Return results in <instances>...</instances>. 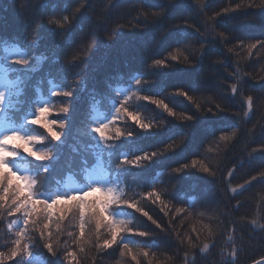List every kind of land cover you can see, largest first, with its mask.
Here are the masks:
<instances>
[{
  "label": "clouds",
  "instance_id": "9594fccd",
  "mask_svg": "<svg viewBox=\"0 0 264 264\" xmlns=\"http://www.w3.org/2000/svg\"><path fill=\"white\" fill-rule=\"evenodd\" d=\"M15 13L21 24L13 28L0 15V116L16 121L0 135V221L22 216L0 224V264L10 257L33 264L36 255L67 264L73 253L60 242L59 220L50 231L47 206L74 196L65 232L74 237L68 229L76 221L84 232L82 206L93 247L98 223L106 230L97 252L117 242L118 227L112 264H242L251 238L264 239V0H15ZM154 28L139 66L101 73L121 40ZM169 36L177 43L154 55ZM175 72L197 84L160 87L158 74ZM50 81L58 87L49 90ZM149 136L159 142L146 148L139 141ZM221 192L230 205L213 209L215 226L201 225L198 243L185 244L158 222L211 208ZM162 235L181 246L149 243ZM80 252L84 264H97L95 254Z\"/></svg>",
  "mask_w": 264,
  "mask_h": 264
},
{
  "label": "trees",
  "instance_id": "16d2710c",
  "mask_svg": "<svg viewBox=\"0 0 264 264\" xmlns=\"http://www.w3.org/2000/svg\"><path fill=\"white\" fill-rule=\"evenodd\" d=\"M5 5H7V12H5ZM0 15H3L7 21H8V27H18L21 24V21L19 17L15 13V0H0ZM159 29L154 28L149 32L148 34L141 35L137 34L135 37H126L125 39L121 40L116 46L112 48V50L107 54V60L105 66L101 67V73H104L105 71H111L114 68L123 69L125 64L129 65L130 67H136L139 66L143 59H144V50L152 45L154 40L157 38ZM48 45H51L54 43L53 39H50L46 42ZM177 43V37L175 36H169L164 41H162L159 46L154 50V55H164V53L167 51L168 48L172 47ZM10 52H15V55L13 53L14 57H21L24 55L23 50H16V49H10ZM51 54V50H50ZM40 67V64L37 63L36 69L38 70ZM158 79L160 81V87H163L165 89L168 88H177L182 87L189 81H191L194 85L197 84V80L195 77L190 76L189 74L185 73H159ZM13 84V82H12ZM58 87L55 81H52V83L48 84L47 87L49 90L53 88V86ZM13 86H15L13 84ZM43 99H47V97H43ZM177 107L182 109H188L189 105H187L184 101H178ZM75 108L77 113H79L83 105L80 101L75 102ZM97 112L102 113V109H100L99 105H97ZM6 123L9 124V126L16 127V121L8 116H2L1 117ZM159 142L158 138L154 137H143L139 143L142 144L144 147H154ZM70 179H73L72 177H68L65 181V185L68 183ZM226 177L224 180L226 181ZM223 187V184H222ZM46 198L52 197L51 193H46ZM249 193H246L245 196H249ZM234 203V202H233ZM245 203L248 204V207H251L250 203L246 200ZM217 205L220 207H228L230 205V202L224 198L223 192L220 193V197L217 201V204H213L211 208H200L198 211H193L192 215L190 217L186 216L183 212H180L176 215L175 219L172 221L171 225L168 224V218L163 217L161 220H158L162 224L163 227H167L169 229H174L172 232V236L176 237L177 235L180 236L182 240H184L185 244L190 239L193 243H198L197 237L201 235L200 233V226L201 225H210L214 227L215 225L212 224V222L208 219L209 216L213 214V209L217 208ZM58 209L60 210H52L51 212V219L53 221L51 225L50 231L53 233L56 232V221L59 220L60 224V231L61 235L59 237L60 242L62 244H67L69 250L73 253V256H70L68 259L67 264H84V261L81 259V252L80 248L84 247L85 252H91L95 254L97 264H99V261L103 259L104 264H112V261L114 259V256L117 252V248L119 246V234L117 235V242L116 244L112 245L111 247H105L103 252H97V249H99L102 245L105 244V241L103 239V233L106 231L103 226L99 227L98 231L101 233L99 237V243L95 245V247L92 246V244L89 241V233L90 229L87 224V218H88V209L84 208V219H85V226H84V235H80V228H79V222H74L71 227L68 229L69 231L74 233V237H69L67 233L65 232V227L69 225V221L73 220V217L75 216L77 212V208L75 205V202L69 205H58ZM248 208L242 207L239 214H243L246 212ZM200 213H203L204 215L201 216ZM83 215V214H82ZM17 216H22V213H16L13 216L8 218V221L15 220ZM41 217V209L39 206H37V211L35 212L34 219L39 221V218ZM155 218V217H154ZM222 220H225V223L227 222L224 217H221ZM8 221H0V224H4L7 226ZM23 226V225H21ZM16 229H12V233H15ZM158 231V230H157ZM247 236V233H245ZM12 239H15V236H12ZM149 243H154L157 248L164 249L171 251L172 249H175L177 247H180V243L178 240L171 239L166 236H160L156 238L155 241H149ZM217 245L219 246L220 241L219 239L216 241ZM85 245H87L85 247ZM198 251V249L196 250ZM219 255V248H217V251L214 253V258L218 259ZM43 259L44 264H47L46 258L42 255H36ZM264 258V239H260L258 237L251 238V243L246 251V253L241 257L242 264H252L255 260H260ZM15 257H10L8 259V264H14ZM63 264V262H61Z\"/></svg>",
  "mask_w": 264,
  "mask_h": 264
},
{
  "label": "rangeland",
  "instance_id": "374dc122",
  "mask_svg": "<svg viewBox=\"0 0 264 264\" xmlns=\"http://www.w3.org/2000/svg\"><path fill=\"white\" fill-rule=\"evenodd\" d=\"M13 53L15 55V52H10L9 55L13 56ZM5 75H6V73H5L4 67H3V65H0V85L3 84L4 79H5ZM9 83H10V86H13L11 81ZM100 114L101 113L97 112V115H100ZM1 117L2 116H0V135H2L4 132H6V131H8V130L13 128L12 126H9V124L6 123V121H4ZM75 184H76L75 180L70 179L68 181V183L66 184V188L68 190H71L72 188L75 187ZM57 194H59V193H57ZM68 194H70V193L67 192V191L64 192V195H68ZM52 198H53V196L49 198V202H51ZM93 198L94 197H90L89 200H91ZM114 244H116V243H113L112 245H114ZM32 261H33V264H44L43 259L41 257H39V256H34L32 258Z\"/></svg>",
  "mask_w": 264,
  "mask_h": 264
},
{
  "label": "snow or ice",
  "instance_id": "6c2138e0",
  "mask_svg": "<svg viewBox=\"0 0 264 264\" xmlns=\"http://www.w3.org/2000/svg\"><path fill=\"white\" fill-rule=\"evenodd\" d=\"M49 83L51 84L52 81H50ZM54 88H56L55 85L53 86V89H54ZM96 195H97V193L90 192V193L87 194V197H85V198H86V199H89L90 197H94V196H96ZM78 199H79V197H75V196H74L72 200H68V201L60 200V201H57L56 204H54V205H51V204H50V205L47 206V207H48V211L51 213L52 210H54V209H55V210H60V209L57 208L58 205H69V204H72L73 202L77 201ZM83 209H84V207L82 206L81 211H82V214L84 215V211H83ZM34 211H35V212L37 211V206H36V205H34ZM180 211L183 212L184 210L181 209ZM105 219H107V217H106ZM98 226L101 227V226H103V224H102V223H98ZM118 234H119V228L117 227V228L115 229L114 235L117 236ZM80 235L83 236V235H84V232L81 231V232H80ZM106 246H107V247H111V246H112V243H107Z\"/></svg>",
  "mask_w": 264,
  "mask_h": 264
},
{
  "label": "water",
  "instance_id": "95a60500",
  "mask_svg": "<svg viewBox=\"0 0 264 264\" xmlns=\"http://www.w3.org/2000/svg\"><path fill=\"white\" fill-rule=\"evenodd\" d=\"M260 260H264V258L263 259H260Z\"/></svg>",
  "mask_w": 264,
  "mask_h": 264
}]
</instances>
